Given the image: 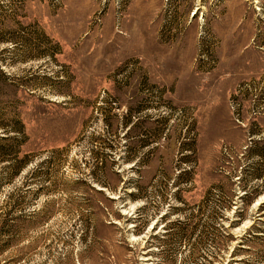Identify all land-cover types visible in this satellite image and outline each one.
Here are the masks:
<instances>
[{
	"label": "rangeland",
	"instance_id": "rangeland-1",
	"mask_svg": "<svg viewBox=\"0 0 264 264\" xmlns=\"http://www.w3.org/2000/svg\"><path fill=\"white\" fill-rule=\"evenodd\" d=\"M0 264H264V0H0Z\"/></svg>",
	"mask_w": 264,
	"mask_h": 264
},
{
	"label": "trees",
	"instance_id": "trees-1",
	"mask_svg": "<svg viewBox=\"0 0 264 264\" xmlns=\"http://www.w3.org/2000/svg\"><path fill=\"white\" fill-rule=\"evenodd\" d=\"M26 164H28V161L24 162V166L22 167V169L26 166Z\"/></svg>",
	"mask_w": 264,
	"mask_h": 264
}]
</instances>
